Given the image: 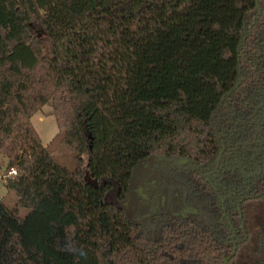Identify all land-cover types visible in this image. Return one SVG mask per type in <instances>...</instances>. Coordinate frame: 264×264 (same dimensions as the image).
Listing matches in <instances>:
<instances>
[{
	"label": "trees",
	"instance_id": "1",
	"mask_svg": "<svg viewBox=\"0 0 264 264\" xmlns=\"http://www.w3.org/2000/svg\"><path fill=\"white\" fill-rule=\"evenodd\" d=\"M0 155V264H264V0H0Z\"/></svg>",
	"mask_w": 264,
	"mask_h": 264
},
{
	"label": "rangeland",
	"instance_id": "2",
	"mask_svg": "<svg viewBox=\"0 0 264 264\" xmlns=\"http://www.w3.org/2000/svg\"><path fill=\"white\" fill-rule=\"evenodd\" d=\"M53 112V103L51 101L47 102L41 111L36 113L32 119V125L37 131L42 145L47 146L53 138L58 133V128L56 125L55 118L52 114ZM8 166V161L0 155V174L6 172ZM147 168V166H146ZM144 167L142 170H138L133 181L129 196L124 202V207L127 211V214L130 218L134 220H142L146 216H149L159 209H168L176 208L172 203V198L170 196L161 193L162 184H159L155 177L148 178L149 183L151 184L148 188L145 186L143 178ZM6 180L4 178L0 179V199L2 198H11L8 195V191L5 188ZM110 200L115 201L113 195L110 196ZM181 206H177L180 209ZM192 211L190 209L183 210V213L189 214Z\"/></svg>",
	"mask_w": 264,
	"mask_h": 264
},
{
	"label": "built area",
	"instance_id": "3",
	"mask_svg": "<svg viewBox=\"0 0 264 264\" xmlns=\"http://www.w3.org/2000/svg\"><path fill=\"white\" fill-rule=\"evenodd\" d=\"M17 175V171L12 168L7 174H2V176L0 175V179L1 178H4L5 180L8 178V177H11V176H16Z\"/></svg>",
	"mask_w": 264,
	"mask_h": 264
},
{
	"label": "water",
	"instance_id": "4",
	"mask_svg": "<svg viewBox=\"0 0 264 264\" xmlns=\"http://www.w3.org/2000/svg\"><path fill=\"white\" fill-rule=\"evenodd\" d=\"M228 260H229V258H227V259L225 260V262L228 263Z\"/></svg>",
	"mask_w": 264,
	"mask_h": 264
}]
</instances>
